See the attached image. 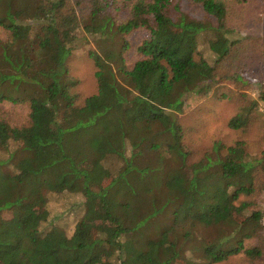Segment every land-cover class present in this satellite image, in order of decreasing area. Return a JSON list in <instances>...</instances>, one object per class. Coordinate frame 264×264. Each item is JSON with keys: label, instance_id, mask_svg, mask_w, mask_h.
<instances>
[{"label": "trees", "instance_id": "obj_1", "mask_svg": "<svg viewBox=\"0 0 264 264\" xmlns=\"http://www.w3.org/2000/svg\"><path fill=\"white\" fill-rule=\"evenodd\" d=\"M263 10L261 0H0L6 264H263L264 40L233 36ZM87 36L97 90L81 98L65 65ZM220 82L257 91L224 95L228 128L253 132L252 148L242 136L201 145L204 122L181 117L190 95L210 98ZM60 194L84 198L70 233L48 219ZM89 206L107 221L98 232L83 222Z\"/></svg>", "mask_w": 264, "mask_h": 264}, {"label": "rangeland", "instance_id": "obj_2", "mask_svg": "<svg viewBox=\"0 0 264 264\" xmlns=\"http://www.w3.org/2000/svg\"><path fill=\"white\" fill-rule=\"evenodd\" d=\"M261 1L264 4V0ZM248 35L259 41L264 40V10L258 15V17H256L249 28H240L233 34L234 37ZM93 38L94 37L92 36H87L84 40L76 41L73 44L74 48L65 65L69 76L77 80V90L81 98L92 95L97 90L92 60L88 56L89 49L95 47ZM132 54L133 51L130 52V55ZM209 58H211V56H209ZM222 82L218 83L221 85L216 84L213 86L212 95L214 96H211L210 98H204L194 94L190 95L187 110L181 115V117L186 123H190L194 119L195 121L204 122L203 130H205L206 134L202 137L203 143L201 145H207L211 139L218 137L227 144L242 136L251 144L252 148V140L254 138L253 132L250 131L248 134H242L228 128L227 121L233 113H235V106L232 105L231 102L229 103L224 95L230 93V90L239 92L240 89H243L256 97L257 91L246 88L240 83ZM237 87H240V89ZM2 107L4 110L11 111L14 114L15 120H18L16 114L24 115V108L23 110L20 108H11V106L8 105H3ZM260 110H262V107H260ZM22 121L23 120L18 122ZM195 135L199 137L198 133L194 134L192 135L194 139L196 138ZM18 141L20 144L21 139L18 138ZM261 205L264 209V193L261 197ZM47 207L49 210L48 219H51L54 215H58L55 219V223L58 226H62L67 233L71 232L75 223L80 219L85 210L84 198L80 195L60 194L53 196ZM94 208L95 207L89 206V211L83 217V222L90 230H92V232H98L102 225H107V221H102L99 213L96 212ZM11 216V212L7 211L0 214L1 219H11ZM6 263L7 262L0 257V264ZM229 263L238 264L239 262L234 259Z\"/></svg>", "mask_w": 264, "mask_h": 264}]
</instances>
